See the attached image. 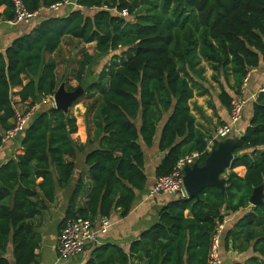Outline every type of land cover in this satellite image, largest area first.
<instances>
[{
    "label": "trees",
    "instance_id": "1",
    "mask_svg": "<svg viewBox=\"0 0 264 264\" xmlns=\"http://www.w3.org/2000/svg\"><path fill=\"white\" fill-rule=\"evenodd\" d=\"M23 1L28 10L38 11L62 0ZM77 2L82 8H71L66 15L49 13L0 51L1 147L4 132L14 125L16 96L27 112L39 98L55 94L57 64L44 56L54 53L65 36L95 43L102 54L127 48L126 58L107 82L101 77L87 87L89 96L97 95L92 104L97 144L85 154L92 186L81 205L86 183L83 175L79 177L61 231L71 218L96 221L116 209L123 216L132 210L137 192L148 182L143 144L152 145L163 118L158 148L164 155L156 166V178L170 173L185 153L199 152L197 162L204 163L210 151L190 111L194 88L179 68L177 49L194 56L199 47L202 58L227 86L231 76L233 94L224 86L218 94L219 102L228 108L240 94L247 72L264 59V0H175V22L165 17L169 0ZM113 8L127 9L129 14L119 15ZM185 10L192 20L188 29L184 28L187 15L176 26ZM129 15H134L133 21ZM15 17L12 0H0V20ZM186 58L191 63L196 57ZM91 59V53L83 55L75 76L78 82ZM251 105L248 125L233 147L229 169L222 174L223 189L206 187L194 198L173 195L158 211L156 222L128 250L103 244L94 248L87 264H206L215 227L227 214L247 208L252 189L264 183V93ZM32 120L23 133L22 152L0 166V264L36 263L42 237L33 220L56 201L57 188L68 186L78 153L84 151L72 138L78 124L71 111L52 106L39 110ZM238 166L245 168L242 176L232 171ZM237 228L247 240L254 239L253 251L264 256V196ZM240 230L229 232L226 247L231 234L235 237Z\"/></svg>",
    "mask_w": 264,
    "mask_h": 264
},
{
    "label": "crops",
    "instance_id": "2",
    "mask_svg": "<svg viewBox=\"0 0 264 264\" xmlns=\"http://www.w3.org/2000/svg\"><path fill=\"white\" fill-rule=\"evenodd\" d=\"M71 8L63 7L58 11L53 13H59L66 15ZM50 11L42 10L37 21L41 20L44 16L48 15L45 13ZM33 24L27 25L24 23L11 24L8 20H0V51H5V49L12 43V41L27 32ZM68 38H73L81 42L79 39L72 36H65L59 48L54 53H45L50 55L51 58L47 60H54L55 54L61 48L65 40ZM81 44H86L81 42ZM95 43H87L86 45ZM44 56V57H45ZM56 62V61H55ZM198 62V60L196 61ZM202 63V60L200 61ZM194 62L191 67H195L193 72L189 71V79L194 88V95L189 100L190 111L195 117V126L204 134L205 137L209 136L214 129L221 123L228 120L229 108L222 105L219 102L218 94L220 93L219 83L228 90L232 95L233 90L230 88L232 86L233 80L231 76H228V85L222 81V79L217 78L215 73L210 69H197L201 64ZM58 88L61 84H64L67 90L70 87L66 82L60 81L56 69ZM264 77V59L261 60L259 65L253 68L248 84L246 86V96L254 93L260 84L262 78ZM219 79V80H218ZM28 80V78H27ZM217 82V83H216ZM57 88V89H58ZM77 87H72L74 90ZM15 106L18 109H23V104L20 103V97L16 96L14 98ZM252 102V101H251ZM251 102L247 103L244 111V117L236 127V131H233L226 138L217 141H224L226 139L238 138L246 128L251 115ZM48 104L54 106L53 98L50 96L46 99H38L36 105L38 107H46ZM76 104V103H75ZM74 104V105H75ZM90 108V107H89ZM86 107L83 117H78V127L77 132L72 134V138L77 144L84 146V151L78 153L76 158V169L74 176L66 188H57L56 201L50 205V207L43 211L41 215H38L33 222L35 223L38 232L42 237L41 244L37 250L38 259L35 264H87L88 260L92 256V251L94 248L99 247L106 243L116 244L121 246L123 249L128 250L131 242L137 239L143 231L149 228L157 220L158 211L162 206H164L169 200L174 196L171 194H160L154 197L150 196V189L154 183L155 169L163 158L164 151L159 150L158 140L160 136L161 128L164 124L165 118H163L157 124L156 134L154 136L151 146H146L143 144V150L145 154V171L148 178L147 185L144 190L138 191L136 199L132 210L125 216L121 214V209H116L110 215L113 220L114 225L106 234H101L98 236L96 242L87 244L84 247L82 253L75 257L63 258L60 257L57 246L59 244L60 237V225L63 221L66 210L69 204L70 196L75 189L77 181L81 175L84 176L86 183V190L80 199V204L84 205L87 201L89 191L92 186V181L88 173V167L85 164V154L87 151L91 150L96 146L95 141V122L94 117H88L87 111L90 109ZM47 109V108H46ZM96 110V109H95ZM95 116V111H94ZM23 132L19 133L13 138L3 141L0 147V166L10 159L16 158V156L22 152V140ZM214 146V145H212ZM225 169V171H227ZM224 171V172H225ZM232 171L242 176L245 172L243 166H238ZM249 203L247 208H241L236 212H232L225 216L222 223V234H221V258L222 264H264V256L259 255L257 252L253 251L252 244L254 239L247 240L242 230L237 228L238 223L244 216V214L252 207ZM185 214L190 215L189 211L186 210ZM98 218L96 221H98ZM237 233L234 237L233 233ZM229 232H233L228 238V246H225V239Z\"/></svg>",
    "mask_w": 264,
    "mask_h": 264
},
{
    "label": "built area",
    "instance_id": "3",
    "mask_svg": "<svg viewBox=\"0 0 264 264\" xmlns=\"http://www.w3.org/2000/svg\"><path fill=\"white\" fill-rule=\"evenodd\" d=\"M16 17L9 20L11 24L24 23L27 25L35 24L42 10L45 11H58L63 7L69 8H82L77 0H62L48 8H42L38 11H30L26 8L23 0H12ZM113 10L122 16H128V10ZM251 68L242 80L240 87V94L234 96L229 103L228 120L219 124L214 131L207 137H204L206 142V149L211 150L215 142L226 138L233 131H236L237 125L244 117V110L248 102L255 101L259 94L264 93V77L258 85L256 91L249 96H246V86L248 84ZM54 101V95L51 96ZM55 106V101H54ZM16 112L14 116V125L11 129L3 134V141L13 138L25 129V124L32 120L39 111L38 105L32 106L27 112L18 109L15 106ZM200 153L192 151L180 156L172 171L166 175L159 176L155 179L150 189V196L154 197L160 194H171L177 197H187V192L183 183V175L185 166H191L197 162ZM198 163V162H197ZM114 225L113 220L108 216L100 217L98 221H93L90 218L76 217L68 219L60 233L59 244L57 246L60 257L71 258L83 252L87 244L96 242L98 236L106 234ZM221 234L222 224L215 227L211 239L207 256L206 264H222L221 258Z\"/></svg>",
    "mask_w": 264,
    "mask_h": 264
},
{
    "label": "rangeland",
    "instance_id": "4",
    "mask_svg": "<svg viewBox=\"0 0 264 264\" xmlns=\"http://www.w3.org/2000/svg\"><path fill=\"white\" fill-rule=\"evenodd\" d=\"M162 1L163 0H160L161 3ZM175 5H176L175 0H169L167 9L165 11L166 12L165 17L174 22L176 21L175 19L178 13V11L175 10ZM139 11H144V8H140ZM49 13H52V12H47L45 13V15ZM186 15L188 16V20L184 24V28L188 29V27L190 26L192 27L191 14L189 13L188 10H185L183 13L179 14V18H177L179 22H176L177 27H178V23H180L182 18L185 17ZM128 19L133 21L134 15H129ZM178 33L180 34L181 31H178ZM77 41L78 40L73 39V38H68V40H65L61 48L55 54L54 59L57 64V73H58V77L60 81L66 82L68 86L69 85L72 87L82 86L85 89V92L76 101V104L75 105L73 104L69 110L76 116L77 121H78V117H83L86 107L87 108L90 107L89 108L90 110L87 111L88 113L87 116L89 118L94 117L95 109L92 108L93 107L92 104L95 103V99L97 95L89 96L86 93L88 85H90V83L94 81H99L101 77H103V79L107 82V79L109 78L112 70L115 69V67L121 62L122 59L126 58L125 52L127 48H118V49H114L108 54H102V53H98L95 50L94 44L86 45V44H81V42H77ZM177 50H178V56H177L178 65L183 74L187 73L189 75V71L193 72L195 70V67L194 66L191 67V66L195 62L197 64L198 63L201 64L200 66L197 67V69H201V68L210 69L213 71V73H215L216 79L219 77L218 71L213 70V68H211L212 65L202 58V56L200 55L199 47L196 48L197 52L195 53L194 56L184 55L182 53V49H177ZM86 52H89L92 54V59L88 67L86 68V71L83 75V80L81 82H78V80L75 79V76L77 74V70L83 58V55ZM186 57H196V58H193L190 63L188 58ZM48 58H51L49 54L45 56V60H47ZM197 60L198 62H196ZM201 60H202V63L200 62ZM221 73L225 74V72H221ZM219 78L222 79V81L225 83L222 76H220ZM221 87H222V84L219 85L220 90L222 89ZM49 107H52V105L48 104L46 107H44V109L49 108ZM39 110H43V106L39 107Z\"/></svg>",
    "mask_w": 264,
    "mask_h": 264
},
{
    "label": "water",
    "instance_id": "5",
    "mask_svg": "<svg viewBox=\"0 0 264 264\" xmlns=\"http://www.w3.org/2000/svg\"><path fill=\"white\" fill-rule=\"evenodd\" d=\"M85 92L82 86L74 90H67L64 84L56 90L54 94L55 107L68 112L73 104ZM33 120L25 124L24 129H28ZM238 138L226 139L218 142L211 147L204 163L199 165L197 162L191 166H185L183 183L187 192V198L198 197L199 193L206 187H221L223 189L224 180L223 173L230 166L233 158V147ZM264 196V183L252 189L249 203L253 206L262 202Z\"/></svg>",
    "mask_w": 264,
    "mask_h": 264
}]
</instances>
